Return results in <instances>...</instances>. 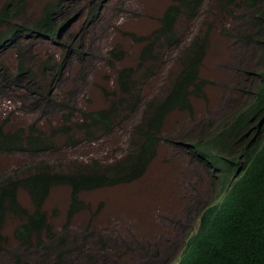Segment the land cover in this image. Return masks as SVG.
Instances as JSON below:
<instances>
[{
  "label": "rangeland",
  "instance_id": "374dc122",
  "mask_svg": "<svg viewBox=\"0 0 264 264\" xmlns=\"http://www.w3.org/2000/svg\"><path fill=\"white\" fill-rule=\"evenodd\" d=\"M7 1L0 0V7ZM49 1L52 0H20L18 19L37 17ZM170 3L111 0L99 17L89 21L90 0L69 1L63 14L68 20L64 39H73L82 48V55L74 52L59 75L51 70L43 75L44 61L50 57L61 61L66 53L61 43L43 37H23L5 48L0 53L5 68L0 69V124L17 130L37 123L52 135L55 129L68 125L69 119L79 120L81 110L102 109L117 100L122 95L119 70L138 66L148 41L135 37H146L157 30ZM220 3L223 1L205 0L198 20L182 17L176 23L183 45L187 43L185 47L190 46L195 33L210 37L209 50L200 66L204 83L201 93L191 96V107L172 110L166 116L157 155L145 174L130 183L82 191L80 197L86 206L72 217L70 185L53 186L43 209L52 224L51 233L68 236L66 255L59 259L52 254L44 262L50 235L41 234L42 246H37L36 236L31 245H24L14 235L19 220L13 216L4 226L8 240L0 249V264L178 263L187 241L198 229L200 213L221 200L223 185L220 173L217 177L193 145L210 140L236 113L246 109L263 82L264 35L256 33L254 9L245 0L233 6ZM114 47L124 50L121 61L112 59ZM175 49L182 53L181 47ZM20 50L26 56L34 55L27 64L37 74L29 83L1 80L6 71L17 73L23 58ZM177 55L165 46L155 60L138 69L137 77L143 78L134 91L142 104L167 94L182 68ZM25 78L28 80L29 76ZM40 85L45 86V91L50 88V99L41 93ZM142 112L124 111L111 133L96 130L90 137L73 131L71 143L68 133L58 134L56 152L0 153V176L39 161L57 168L94 159L110 162L128 150ZM234 136L230 134V139L234 140ZM19 200L29 210L35 209L25 189H20Z\"/></svg>",
  "mask_w": 264,
  "mask_h": 264
},
{
  "label": "trees",
  "instance_id": "16d2710c",
  "mask_svg": "<svg viewBox=\"0 0 264 264\" xmlns=\"http://www.w3.org/2000/svg\"><path fill=\"white\" fill-rule=\"evenodd\" d=\"M69 1L52 0L45 4L40 15L30 19H18L21 11L20 0H8L0 7V53L10 44L16 43L23 37H43L61 43L67 51L61 61L52 57L43 62L42 74L48 70L59 75L67 66L74 52L82 55L81 47L76 46L73 39H64V30L68 20L63 18ZM111 0H90L88 20L99 17L104 6ZM225 5H235L239 0H222ZM252 7L264 0H246ZM202 0H172L161 18V25L149 36L134 37L136 40H148L138 66H127L119 70L118 85L120 95L117 100L102 109L81 110L80 118L62 129L58 128L52 135L45 129L33 123L17 130L7 128L6 123L0 124V153L40 154L56 152L58 144L55 140L58 134L68 133V143L73 141L71 133L81 132L93 137L97 131L111 133L119 117L126 110L135 112L141 109L140 123L134 125L128 150L110 162L93 161L81 164H70L66 168H57L50 162H35L24 169H15L0 176V249L7 243L8 236L4 226L11 217H17L15 237L24 245H31L36 236L38 245L43 232L50 235L47 262L52 254L59 259L67 253L66 235L52 234V224L49 222L44 204L53 186L58 184L70 185L71 202L69 216L72 217L83 207L85 201L80 194L84 190L102 186L130 183L141 178L150 163L157 155L158 145L162 139L160 133L166 116L174 109L191 107L190 95L201 93L204 80L200 79V66L203 56L209 46V35L197 37L190 47L185 48L182 36L176 31V23L182 13L194 17ZM256 33L264 35V7L254 18ZM167 46L168 50L183 47V53L178 59L182 66L167 94L159 99H147L141 102L135 87L143 77H137L139 68L156 56ZM21 51V50H20ZM21 51L18 71L12 75L8 71L2 74L1 80L14 81L19 84L29 83L32 76L31 66L27 61L34 55L26 56ZM124 50L114 47L111 50L113 60L121 61ZM24 55V56H23ZM111 59V60H112ZM3 64L0 62V69ZM29 76L26 80L25 77ZM193 85L194 88H191ZM45 98L50 99V88L45 91L39 86ZM141 104V105H140ZM253 106V112L264 113V86L260 88L259 97ZM73 115V112H71ZM255 125H247V121L236 118L230 124L234 140L226 141L225 130L222 135L214 138V142H196L194 150L200 157L222 177V201L208 206L201 216L199 230L184 249L178 264H264V139L258 134L249 138L250 130ZM257 130V129H255ZM263 130V129H262ZM226 133V134H225ZM239 147V148H238ZM224 151L226 153L222 154ZM241 156H245L244 160ZM61 166V165H60ZM238 172H241L238 174ZM216 173L217 177L218 174ZM20 189H25L34 205L29 210L19 200ZM44 249L46 247L44 246Z\"/></svg>",
  "mask_w": 264,
  "mask_h": 264
},
{
  "label": "clouds",
  "instance_id": "9594fccd",
  "mask_svg": "<svg viewBox=\"0 0 264 264\" xmlns=\"http://www.w3.org/2000/svg\"><path fill=\"white\" fill-rule=\"evenodd\" d=\"M171 1V3H172V0H170ZM241 1H244V0H241ZM246 1V0H245ZM170 3V4H171ZM246 3H247V1H246ZM204 4H205V0H202V2H201V5H200V7H199V9H198V12H197V14L194 16V17H190L189 15H186V14H184V13H182V16L180 17V18H182V17H185V18H187L188 20H190V21H196V20H198V18H199V16H200V12L202 11V9H203V6H204ZM220 5H222V6H226L225 4H224V2L223 3H220ZM246 5H248V6H250L248 3L246 4ZM230 6H233V5H230ZM169 7V6H168ZM251 7V6H250ZM264 7V4H263V2H261V3H259L258 5H256V6H252V8L254 9V11H255V13L257 14V13H259L260 11H261V9ZM256 17V16H255ZM254 17V18H255ZM179 18V19H180ZM254 18H253V22L255 23V21H254ZM255 25H256V23H255ZM257 26V25H256ZM208 35V34H207ZM202 37L199 33H195L192 37H191V39H190V46L192 45V43L195 41V39L197 38V37ZM209 39H210V37H209ZM210 41V40H209ZM187 44V43H186ZM186 44H185V46H186ZM189 46V47H190ZM209 47H210V42H209V46H208V49L206 50V53H205V55L203 56V59H202V63H203V60H204V58H205V56H206V54H207V52H208V50H209ZM186 48V47H185ZM183 47H182V53H183ZM173 52H175L176 54H178L177 55V57H179V56H181V52L180 51H177V50H175V51H173ZM202 63H201V65H202ZM201 69V68H200ZM199 74H200V70H199ZM262 75V77H263V82L259 85V87L256 89V91H255V96H254V98L249 102V104L247 105V107H246V109H244V110H241L239 113H236L235 115H234V119L231 121V122H229L225 127H223V128H221L220 129V131L217 133V134H215L210 140H207L206 142H204V143H208V142H214V138H216L217 136H219V135H222V131L223 130H225V132H227L228 133V135H225V139H226V141L228 142V141H230V124L233 122V121H235L236 122V118H241V119H244L245 121H247V125H255L256 124V126L255 127H253L251 130H250V135L252 134V133H254L255 132V134H258V131L259 130H261V133H259V136H260V140H261V138L262 139H264V136L262 137V134H263V132H264V113H255V112H253V104H255L256 103V101H257V99H258V97H259V91H260V88L262 87V86H264V73L263 74H261ZM203 80H204V78H203ZM191 88H194L193 87V85H191ZM193 94H197V93H193ZM193 94H191L190 95V102H191V96L193 95ZM190 107V106H189ZM177 109H180V108H177ZM175 110V109H174ZM255 129H257V130H255ZM263 129V130H262ZM226 134V133H225ZM254 134V135H255ZM249 135V136H250ZM248 139H251V138H248ZM198 142V141H197ZM239 148V147H238ZM223 153H226V151H224ZM199 157H200V155H199ZM244 158H245V156L243 157V156H241V159L242 160H244ZM217 173V172H216ZM241 172H238V174H240ZM223 184V183H222ZM222 188H223V185H222ZM222 189H221V199H222ZM222 200H220L218 203H220ZM215 204H217V203H215ZM215 204H212V205H215ZM212 205H209V206H212ZM208 207V206H207ZM206 207V208H207ZM206 208H204L203 209V211L200 213V219H199V226H198V229H197V231L199 230V227H200V223H201V216H202V213L204 212V210L206 209ZM196 231V232H197ZM196 232L194 233V234H196ZM193 234V235H194ZM193 235L189 238V240L187 241V243L190 241V239L193 237ZM187 243H186V245H185V247L187 246ZM185 247H184V249H185ZM184 249H183V252H184ZM183 252H182V254H183ZM182 254H181V256H182ZM181 258V257H180ZM180 260V259H179ZM179 260H178V262H179ZM178 264V263H177Z\"/></svg>",
  "mask_w": 264,
  "mask_h": 264
},
{
  "label": "bare ground",
  "instance_id": "6f19581e",
  "mask_svg": "<svg viewBox=\"0 0 264 264\" xmlns=\"http://www.w3.org/2000/svg\"><path fill=\"white\" fill-rule=\"evenodd\" d=\"M125 21V20H124Z\"/></svg>",
  "mask_w": 264,
  "mask_h": 264
}]
</instances>
